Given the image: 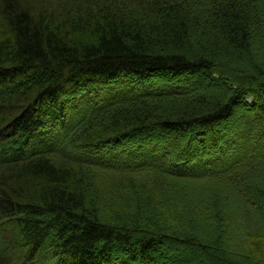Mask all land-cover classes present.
Wrapping results in <instances>:
<instances>
[{
    "label": "trees",
    "instance_id": "trees-1",
    "mask_svg": "<svg viewBox=\"0 0 264 264\" xmlns=\"http://www.w3.org/2000/svg\"><path fill=\"white\" fill-rule=\"evenodd\" d=\"M0 139L36 150L0 156V264H162L179 244L264 264L230 244L236 214L264 226V0H0ZM93 169L154 182L123 196ZM111 195L127 216H106Z\"/></svg>",
    "mask_w": 264,
    "mask_h": 264
},
{
    "label": "rangeland",
    "instance_id": "rangeland-1",
    "mask_svg": "<svg viewBox=\"0 0 264 264\" xmlns=\"http://www.w3.org/2000/svg\"><path fill=\"white\" fill-rule=\"evenodd\" d=\"M182 79L183 78H181L180 80H182ZM159 80H161V79H159ZM204 83H205V85L203 86V88L208 94L213 95L216 98L221 97L220 96L221 95L220 92L216 93L215 92L216 89H213L214 87H212V86L209 87L208 81H204ZM77 96H78L77 94L76 95H72V96L69 95L68 103H71L70 99L74 100L75 98H77ZM248 100H249V102H251L250 101L251 99H248ZM65 108L67 109V108H70V107L67 105ZM239 109L246 110V107H243L242 105H240L238 107L237 111H240ZM238 119H240V118L236 117L234 119H227V120L221 121L218 124H216L214 130L216 129L217 130L216 134L220 133V136H221L219 144L221 142L223 144V142L225 140L230 139V137H231L230 131H233V129H237V127L240 126V125L238 126V124L241 122V120L238 122ZM225 128L228 129L226 132H224ZM213 131L211 130L208 133V136H209L210 139L212 137L214 138V136H215V134H213ZM170 137H174L173 134H171ZM146 138H147V140L145 139L144 143L149 142L150 139H153V140H156V141L158 139L164 140L165 137L163 138V135L160 134L159 132H150L149 134L146 135ZM136 140L139 143H142L141 142V137L137 138ZM173 141H174L175 144H178V145H180L182 143L181 142L182 140L180 138H178V139L176 138ZM138 142H135L133 140L132 141L127 140L125 143H136V144H138ZM183 142H184V145H186V144H191L193 141H190L189 138H188L187 140H184ZM225 147H229V144H226ZM109 148H110V150L112 149V151H115V149H113V147H109ZM115 148H117V147H115ZM215 149H218V148H214V150ZM104 152H105L104 150H101V151L96 152V154H102ZM175 153H176V151L172 152V155H174ZM170 158H173V156H171ZM88 175H89L90 178H93L98 183L99 186H102V187H113V186H116L115 183H120V185L117 184L118 186L116 188L123 196H125L124 193H126L125 191L129 189V187L131 186L130 185L131 183H139L142 180H143L142 182H147V183L148 182H154V180L152 179L150 174H140V173H138V174H125L124 175L125 177H124V176H118V175H113V174H109V173H104V172H101V170H94L93 169L91 171V173L89 172ZM128 175H130V176H128ZM122 177H124V178H122ZM120 178H122V179H120ZM121 182H123V183H121ZM152 184L156 185V183H152ZM175 185L181 187V183H173V184H171V182L170 183H165V186H168V187L169 186H175ZM126 195H127V193H126ZM188 195L191 196L190 194H188ZM193 197L196 198V197H199V196H193ZM196 199H199V198H196ZM106 200L109 201V206H108L109 209L105 213L107 217L111 216V214H116L118 212L117 211L118 208L120 210H122L121 214H124L126 216H127V212L125 210H127L128 213H130V211H131L130 207H127V208L123 207L122 204H121L122 202L120 203L119 198L117 196H115V195L109 196V199L107 198ZM107 203L108 202H105V204H107ZM164 203H165V205H169V203H167V202H164ZM169 210H171V209H169ZM233 215H235V213H233ZM236 215H239V217H236L237 218L236 219L237 222L233 223V226L231 227V230H230L231 232L235 233L233 240L230 241L231 247L235 248V250L240 252V254L241 253L244 254V255L245 254L246 255L249 254V255H251L254 258L263 257L264 256V238H263V236L261 237V234H264V226L260 225L256 221V217L255 216H252L248 220H250V222L251 221L257 222V224H258L257 227L258 228L254 229L253 227L249 228V226H248V228L246 229V226L243 224L245 222V220H244L245 218H242V217H244L243 214L240 212V214H236ZM8 225L9 224H7L6 226H8ZM12 225L10 223V226H12ZM6 226H5V228H6ZM252 232H254V233H256V234H258L260 236H257V238H256V236L253 237L252 235H254V234H252ZM249 233H251L252 235H249ZM170 246H171V244L168 243V242L164 245V248H163L164 251L161 252V254L163 253V255H160L161 257L166 255L167 250H168V248ZM244 249H247V250H244ZM25 252H27V250H25V249L20 250V252L18 253L17 256L14 255L16 257H14L12 259V262L10 264H19V262H20L21 258L23 257V255L26 254ZM208 252L214 253L212 250H208ZM163 259H164V257H163ZM120 260H123V261L127 262L128 259L126 257H123V258H120ZM47 264H50V262H47ZM162 264H213V262L211 260L205 261L198 254V248L197 247L194 246V247H192V249L189 250L188 248H185V246L179 244L177 249L175 250V253L173 255L169 254L162 261Z\"/></svg>",
    "mask_w": 264,
    "mask_h": 264
}]
</instances>
